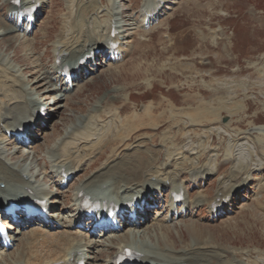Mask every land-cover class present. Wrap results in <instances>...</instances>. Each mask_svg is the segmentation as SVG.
I'll return each mask as SVG.
<instances>
[{
  "label": "bare ground",
  "instance_id": "6f19581e",
  "mask_svg": "<svg viewBox=\"0 0 264 264\" xmlns=\"http://www.w3.org/2000/svg\"><path fill=\"white\" fill-rule=\"evenodd\" d=\"M13 1L1 0L0 6L5 7V13L0 17V42L25 35V33L19 34L22 32L21 26L26 20V17H22L19 13V9L30 5L32 0H21L20 7L14 4ZM35 1L42 3V10L50 2L48 0ZM72 1L70 0V3ZM100 1L104 2L105 0ZM108 1L111 2L112 0ZM113 1L115 2L116 0ZM157 1L159 2L160 0H147L143 3L142 12L145 21L149 16L153 19L154 16H152L153 13L151 11L152 9H157ZM172 2L174 1H168V3ZM87 3L86 0L77 1L76 13L73 11L74 5L72 6L69 13L70 16L73 15L74 19L69 24L62 26V30L54 37L56 40L52 44L53 66L44 69L29 88L20 79V75L15 74L11 66L7 68L9 61H5L3 58L0 59L1 79L7 78V80H4L5 82L3 81V85L0 81V100L3 99L6 105L0 113V204L5 205L10 200L16 203H23L26 200L34 199L41 193L39 187H42L41 181L39 180L38 182L36 179L43 175L47 185L42 187V192L47 198L52 200L51 203L54 209L48 220L34 219L33 217L27 218L26 214H21L17 225H14V222L8 223L11 245H3L0 239V264H78L80 260H86V264H113L114 257L127 247L141 252L143 264H244L235 258L227 259L226 261H214L213 259L223 260V254H226L219 246L206 243L202 238L203 242L201 241V243L189 244L184 242L183 238L186 237L184 234L187 231L186 229L181 232V240L183 241H179L172 232V226L175 225V228H180V224L183 222L180 220H185L184 218H187V216L192 218L193 215L199 213L197 209L201 208L202 205L209 207V217L213 216L212 218L223 215V212H228L234 204L232 203L233 200L230 199L232 194L240 189L248 188V184L254 179L253 171H259V173L264 171V156L260 157L259 163H251L249 165V163L240 162L238 167L235 168L236 170L231 172L229 176L225 175L219 181L217 187H214L213 182H210L205 194L202 190L191 195L190 191L186 190L187 184L191 182L194 185H199L204 177H212L213 174H216L220 170V166H216L215 169L207 165L193 167L195 163L191 155L194 158L197 155L198 159L202 154L200 155L199 152L191 154L187 150L179 151L178 149H176L177 153L164 150L166 158L164 161H160V154L163 150L148 144V141L154 142L153 138L155 135L144 136V138H138L132 143H127L140 128V126L139 128L137 127L140 123L135 126V119H138V122L141 119L140 117L147 115L151 121H148V125L144 124V127L154 129L160 127L159 114L154 110L155 107L152 103L145 107L142 114L133 113L125 118L118 117L120 123L117 122L118 124L115 123L111 126L107 124L108 120L112 118L109 116L117 117L118 112L122 111L120 106L116 109L113 108L114 112L111 115L109 114L110 110L98 109L94 115L84 114L80 117H75L74 121L65 129L58 140L45 151L42 159H45L44 162L49 164L50 172L47 170L46 164L40 163L41 158L38 157V151L33 149L32 143L36 141L34 137H30L33 141L31 143L30 138L28 140L27 138H21L22 140L16 142L18 140L16 135L13 132L7 133V130L14 131L22 127L24 123L32 122L35 123L34 131L38 130L37 135L44 134V132H41L43 120L38 114L40 107L43 105L46 106L47 111L43 119H47L46 121L50 126V122L53 121L54 116L58 112L56 109L61 106L59 102L71 94L68 87L69 84L60 72L62 66L60 67L56 64V58L59 55L61 56L62 65L68 62L75 64L82 56L89 54L94 49L102 50L103 52V48L110 45L109 40L121 41L122 43L112 54L116 55V52L119 51L123 58L126 53L131 51L134 45L133 38L137 35L134 30L137 21H132L126 11L118 12L121 7H117L116 12L113 11L112 6L114 4L105 8L97 5L95 1H92L91 4ZM166 8H170L168 4ZM89 12L92 13L89 14ZM39 15L35 24L38 22ZM105 15L107 19L98 22V19ZM113 29H116L118 34L111 38ZM45 30L46 32L48 31V29ZM125 32L127 34L123 35ZM262 33H264V29H262ZM122 35L126 38L123 42L121 40ZM39 42L38 40L35 41V48H37ZM138 43L142 46L144 41H139ZM0 54H4V51L0 50ZM107 56H109V59H115V61L120 60L119 56L117 58L116 56L113 57L109 52ZM228 57V55L224 54L219 55L217 62H223ZM14 58L17 60L16 55ZM263 60L264 54L257 61L250 60L246 68L238 65L236 69L232 70V73L237 78L232 79L233 84L227 87L239 88L243 87V85L248 86L250 83L251 86H248V89L258 88L262 83L264 86V81L258 84L246 77L238 78L244 72H250L247 75L249 78L257 75L260 79H264V64L259 65V62ZM105 63H89L87 65L89 67L88 74L91 75L93 72H98L100 67L105 66ZM124 66H119L120 70ZM83 67L85 68L86 66L81 68ZM4 69L14 72L13 78L10 77V74L7 75L6 73L9 72H5ZM85 72L80 77H84ZM35 73L33 71L31 76ZM53 77L54 80H57L54 84H52L54 81ZM84 85L85 83H74L73 92L75 88L80 90ZM32 87L37 92H42V94L40 93L38 98L35 93L31 94L32 104L30 105L26 92L30 94L29 91H32ZM48 94H55L52 104L44 103ZM198 97L199 95L196 96V98ZM218 97H220L219 99L222 100V103L215 107L213 104H217L216 99ZM230 99L229 95H219L209 99V102L202 100L203 108L198 109L196 117L194 115L193 118L191 115L194 111L191 114L187 113L185 117H179L176 113L171 114L176 109H172L169 102H173L171 104L177 106L173 100L167 101L166 108L163 111L168 114L166 118L177 125L185 122V119L192 120V123L195 124L206 120L216 121L218 119V117H215L217 110H229L224 105ZM164 100L165 98L163 97L158 104L161 105ZM212 108H216V112H211ZM242 109V105L234 103L233 112H238ZM17 110L20 111L18 112ZM102 115L108 117H101ZM91 122L96 124L94 128L91 126ZM1 125L5 129H2ZM224 127L227 128V125H224ZM256 129L260 130L258 133L264 137V128L252 127L251 130L254 131ZM235 132L234 138L236 141L243 139L252 140L251 138H254L252 133L248 131ZM170 138L172 137H169V135L167 138L164 136L163 141L170 142L169 140H172ZM24 148L27 150H24ZM170 148L172 147L170 146ZM263 152L262 150L261 153L264 154ZM101 158L103 159L98 163ZM97 166L98 168L96 169ZM256 166L259 167L256 168ZM93 168L94 171L90 172ZM70 171L75 172L71 180L80 172H83L84 176L79 178L78 183L73 187V191L68 193L64 190V185L67 183L66 180L68 178L64 173H69ZM189 171L193 172L184 177L185 173H189ZM262 175L264 174L262 173ZM110 187L113 188V192H115L117 197L109 198V202L137 196L140 200L144 198L145 204L152 205L155 203L154 200L161 201V197L166 191L170 194L172 190L183 189L186 190V195L179 206H174L171 199L172 203H167L166 209L172 213L169 218L167 216L162 219L160 218L161 215H153L152 209L146 208V214L139 212L143 218L142 220L133 221L127 214L125 221H123L117 231H112L111 234L105 231H95L93 235L89 236L80 230V226L85 219L84 212L79 204L81 200L80 193L96 197L98 196L95 193L97 188L104 190ZM213 187L214 190H212ZM210 190H212V194L208 195ZM59 196L63 198L60 199ZM226 198L230 199L226 206L221 211L213 213L211 204L213 202L220 203ZM101 199L108 200L105 196H102ZM167 200L169 199L167 198ZM60 204L62 207L58 208ZM184 207H186L185 211ZM169 219L171 221L179 219V221L170 224L167 222ZM88 222L90 223V221ZM190 222L195 225L194 222ZM149 223L153 227H149ZM37 226L39 227L36 228ZM60 227L62 231L52 232ZM28 228H30L29 231ZM178 235L180 236V234ZM13 245L18 246L14 255L8 252V247Z\"/></svg>",
  "mask_w": 264,
  "mask_h": 264
},
{
  "label": "rangeland",
  "instance_id": "374dc122",
  "mask_svg": "<svg viewBox=\"0 0 264 264\" xmlns=\"http://www.w3.org/2000/svg\"><path fill=\"white\" fill-rule=\"evenodd\" d=\"M48 1L50 2L46 4L38 22L28 34L0 42V50L4 51V54H0V59L9 61L7 68L11 66L28 88L44 69L53 66L52 44L56 40L54 37L62 30V26L74 19L73 15L70 16V9L74 5L73 11L76 13L77 1L81 0H73L71 3L70 0ZM92 1L105 8L115 3L113 0L111 2L86 0L87 4H91ZM144 1L118 0L117 5L121 7V10L126 11L132 21L136 19L138 21L134 29L138 33L133 38L135 45L122 60L112 64L109 62L100 67L98 72L83 78L80 81V83H85L82 89L75 88L74 92L73 89L70 90L71 94L59 102L61 106L56 109L58 112L50 122V126L46 119H43L41 132L44 134L36 135L38 130L30 134L36 139L32 146L39 153L40 163L46 164L50 172L49 164L42 159L45 151L58 140L75 117L84 114L94 115L98 109L110 110L111 115L114 112L113 108L120 106L122 111L118 112L117 117L109 116L112 118L107 124L111 126L117 122L120 123L118 117L125 118L133 113L142 114L145 107L152 103L154 110L159 114L160 127L155 129L144 127V124L148 125V121H151L147 115L140 117L138 122V119H135V126L140 123L137 126L140 128L127 143H132L144 136L155 135L154 142L148 141V144L163 150L160 154V161L166 158L164 150L177 153L176 149H178L179 151L187 150L191 154L198 152L202 154L198 159L197 155L195 158L191 155L195 163L193 167L207 165L215 169L216 166L222 165L219 172L214 174L209 181L206 180L202 187L191 185L189 189L194 194L202 190L205 194L209 182H213L214 187H217L219 181L236 170L240 162L249 163V165L259 163L260 157L264 156L261 153L262 150L264 151V137L258 133L260 130H251L252 127L264 128V86L262 85L264 79H260L257 75L249 78L247 75L250 72H244L238 78L246 77L252 82L262 84L258 88L251 89H248L251 83L239 88L227 87L233 84L232 79L237 78L232 70L238 65L246 68L250 60L257 61L264 54V33H262L264 0H174V3L169 4L170 9L165 11L152 25L153 27L145 30L139 27L142 24L140 12ZM4 11L5 7L0 6V17L4 15ZM105 19H107L106 15L98 19V22ZM90 25L92 26L91 22ZM45 29L48 31L46 32ZM37 40L40 42L35 48L34 43ZM139 41H144V44L140 46ZM223 54L229 57L218 63V56ZM15 55L17 60L14 58ZM263 64L264 60L259 62V65ZM119 66L124 67L120 70ZM7 70L4 69L5 72H9L6 74H10L13 78L14 72ZM33 71L36 73L31 76ZM1 75L0 72V81L3 85V81L7 78L1 79ZM56 81L54 80L52 84ZM29 92L30 94L27 92L26 94L31 105V94L35 93L38 98L42 92H37L34 87ZM54 95L48 94L44 103L52 104ZM197 95H199L198 98H196ZM219 95H229L231 99L224 105L229 110H217L215 117L218 119L216 121L206 120L195 124L192 120L185 119V122L177 125L167 119L168 114L163 111L167 101L173 100L177 106L169 102L172 109H176L171 114L176 113L179 117H185L187 113L191 114L194 111L191 115L193 118L194 115L196 117V111L203 108L202 100L209 102V99ZM163 97L166 101L164 100L159 105ZM218 99H216L217 104L213 106L217 107L222 103V100ZM234 103L242 105L243 109L233 112ZM4 107H6L5 101L1 99L0 113ZM215 109L212 108L211 112H216ZM226 115L230 117L227 122H224L223 117ZM101 117L108 116L102 115ZM224 125H227V128ZM91 126L94 128L96 124L91 122ZM1 128L5 129L2 125ZM235 131L251 132L254 138L236 141ZM168 135L172 137L170 138L172 140L163 141L164 136L167 138ZM24 150L27 149L24 148ZM93 171L94 168L90 172ZM262 173L264 174V171ZM83 176V172L78 173L64 190L71 193L79 178ZM44 178L41 176L36 180L38 182L40 180V184L46 186ZM254 178L250 181V185H255L253 189L242 192L245 197L240 196L239 200L236 199V207L224 216L214 220L209 219L208 208L205 206L204 211H199L192 218L180 220L183 221L180 228H175L173 225L172 232L176 239L180 241L181 232L186 229L184 242L196 244L203 240L219 246L226 253L223 254V260L213 259L214 261L235 258L244 264H264V175H261L259 171H254ZM212 190L208 195L212 194ZM100 192L115 197L112 187L100 190ZM61 207L60 204L58 208ZM154 210H156L154 215L157 213L162 214L161 218L165 217L166 212L161 208L156 206ZM148 225L152 226L151 223ZM56 231H62V228L52 232L57 233ZM17 248L18 246L15 245L8 252L14 255Z\"/></svg>",
  "mask_w": 264,
  "mask_h": 264
},
{
  "label": "snow or ice",
  "instance_id": "6c2138e0",
  "mask_svg": "<svg viewBox=\"0 0 264 264\" xmlns=\"http://www.w3.org/2000/svg\"><path fill=\"white\" fill-rule=\"evenodd\" d=\"M17 2H18V0H17Z\"/></svg>",
  "mask_w": 264,
  "mask_h": 264
}]
</instances>
